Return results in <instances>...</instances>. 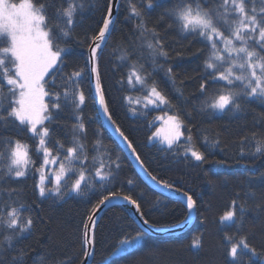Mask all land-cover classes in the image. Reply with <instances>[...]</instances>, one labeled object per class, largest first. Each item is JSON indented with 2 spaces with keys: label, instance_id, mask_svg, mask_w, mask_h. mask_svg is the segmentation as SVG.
I'll list each match as a JSON object with an SVG mask.
<instances>
[{
  "label": "trees",
  "instance_id": "1",
  "mask_svg": "<svg viewBox=\"0 0 264 264\" xmlns=\"http://www.w3.org/2000/svg\"><path fill=\"white\" fill-rule=\"evenodd\" d=\"M35 2L45 5L50 27L61 35L59 29L65 27L66 17L62 18L60 13L69 0ZM196 2L205 9H219L223 13L219 7L223 0H152L151 8L147 7L149 0H120L112 31L97 54L112 120L132 143L148 173L172 185L173 190L193 197L195 219L184 232L155 235L142 226L132 210L112 206L96 225L90 264H264V155H253V134L257 138L264 136V99L240 95V108L230 106L221 114L207 107L210 98L224 90V82L214 79L205 65L209 42L184 32L169 15L171 9L184 3H192L195 8ZM76 3L82 7H77L73 23L67 26L69 35L61 42V47L67 49L62 70L56 74L55 85L50 81L49 86L51 91L61 94L65 89L70 95L83 91L86 101L76 109L62 96L61 108L51 110L52 119L45 124L49 128L47 146L53 157L60 156L59 164L67 166L63 157L68 147L84 145L86 159L72 162V171H67L61 180V190L68 191L73 182L68 177L78 178L81 168L85 169L87 179L79 194L72 192L58 198L47 192L41 197L39 177L44 155L38 151V137L18 126V122H0V148L8 139L20 140L29 146L31 160L25 175L16 178L7 174L9 161L0 159V213L6 218V213L16 208L22 221H33L24 232L0 223V264H82L83 224L109 192L136 200L144 219L155 227H176L190 214L186 204L145 182L101 115H97L100 111L91 80L90 48L112 0ZM133 5L140 15L132 14ZM245 7L250 15L264 19V0H245ZM236 19L235 12L223 15L221 26H234ZM157 39L167 55L154 54L148 47L149 43L155 45ZM249 45L264 55V48L255 41H249ZM134 67L146 84L135 80L128 83ZM81 70L78 88L67 83L73 71ZM153 86L169 101L166 106L155 107L146 102L145 96ZM46 102L50 103V98ZM7 107L5 101V114ZM161 114L179 115L183 124L184 138L172 148L151 143ZM81 121L83 131L77 127ZM190 149L201 152L205 159L197 161ZM101 160L106 165L103 171H111L105 181L95 175ZM45 188L55 190V180L50 178ZM229 211L235 212L233 221H222ZM138 232L144 236L137 247L110 258L122 240ZM241 239L256 250L257 258L241 247L237 260L230 257L232 243L239 244ZM196 240L199 245L194 247Z\"/></svg>",
  "mask_w": 264,
  "mask_h": 264
},
{
  "label": "snow or ice",
  "instance_id": "2",
  "mask_svg": "<svg viewBox=\"0 0 264 264\" xmlns=\"http://www.w3.org/2000/svg\"><path fill=\"white\" fill-rule=\"evenodd\" d=\"M153 6L152 0H149L147 7ZM78 5L76 0H69L67 8H63L60 15L64 20V28L59 29L61 35L50 27L49 18L45 11V5L37 4L35 0H0V122L5 125L10 122H18V126L30 132L33 136L38 137V151H42L44 155V165L55 164L60 156L52 157V151L47 146L46 137L49 136V128L45 121L52 119L51 110H59L61 108V99L70 102L74 108L79 109L85 104L86 97L83 91H73L71 95L65 89L63 93L51 91L49 82L54 86L56 83V74L61 71V65L64 62V55L67 51L65 47H61L63 37L69 35L70 29L68 25L73 23V16ZM223 9V13L217 10L205 9L196 2L195 8L192 3H184L169 11V15L175 18V22L179 23L182 30L186 33H193L205 38L210 45V52L205 61L206 68L211 70L210 75L214 79L224 82V90L213 95L207 102V107L214 110L224 111L230 106L236 109L240 108L237 98L243 95L248 98L264 99V55H260L255 48L249 47V41H255L261 48H264V19H258L257 15L249 14L246 11L245 0H223L219 6ZM255 10L253 9V12ZM264 12V9L261 10ZM235 12L238 19L234 21V26L227 29L221 26L220 20L223 15ZM112 9L109 6L108 15L103 21V26L99 30V34L93 37L94 46L91 48L90 63L92 64L91 72L95 74V92L98 97V103L102 109L103 115L115 125L109 108L105 100L104 91L101 84V77L97 63V49L101 47V43L105 40L110 25L113 23ZM132 14L140 15L135 5L132 6ZM217 41L223 45L221 48ZM236 42H239L237 45ZM148 47L152 49L154 54L167 55L157 39L155 45L149 43ZM226 54V55H225ZM238 69V71H234ZM169 71H171L169 69ZM83 75L81 71H73L68 77L67 83L73 84L78 88L80 79ZM144 85L146 79L142 77L135 67L131 75L128 77V83ZM5 88L7 89L5 91ZM240 89L239 92L236 89ZM204 85H201V91H204ZM46 97L50 98V103L46 102ZM154 97V99H153ZM148 104H168L167 98L162 95L155 86L151 87L148 95L145 96ZM5 101L8 102L7 112L5 114ZM139 103V101H137ZM158 106V105H157ZM98 116L100 113L97 114ZM80 120V117H77ZM168 122L171 127L168 130H158L154 136L167 144L168 148L180 140L182 136V121L179 115H170ZM78 129L83 131L84 124L81 121L77 125ZM115 131L124 139L127 147L132 149L137 161L140 156L136 154L135 148L128 138L120 130L115 127ZM256 142L255 154L264 155V136L259 138L253 134ZM191 140V137L188 138ZM64 146L61 145V148ZM29 146L20 140L8 139L0 148V159L7 160L8 175L14 174L16 178L23 177L28 164L31 162ZM83 144L68 147L66 155L63 159L68 162L67 166L61 162L59 164L60 174L56 177L55 190L40 187L39 194L41 197L50 192L58 198H63L72 192L77 194L82 192V184L86 181L85 169L81 168L78 178L68 177L72 180L68 191H62L61 179L67 171H72V162L74 160L86 159L83 157ZM191 155L197 161L205 159L201 152L194 149ZM118 166V165H117ZM106 167L101 160L99 167L95 170V175L101 180L108 179L111 171L104 172ZM143 168V162L141 161ZM147 172V169H144ZM148 175L158 185L165 189H172V185L164 183L153 176L150 172ZM179 191V189H176ZM115 192H109L100 201L92 213L88 215V222L83 224L82 231V248L85 259L88 257V248L94 247V216L99 210L100 205L110 202L115 196ZM188 209L191 211L196 207V201L187 192L184 193ZM124 200L135 205L137 212L140 211V205L130 196H124ZM243 213V208H241ZM235 212L229 211L221 218L222 221H233ZM143 219L145 225L149 224L147 219ZM19 222V223H18ZM0 223L6 224L9 229L19 228L20 232H24L26 228L33 223L31 219L22 221L16 208H12L5 215L0 213ZM144 233L138 232L132 239L125 238L121 241V245L131 247L135 241L143 238ZM7 239H11L8 237ZM199 240L193 241V246H198ZM242 245L244 249L251 252L252 256H256V250L250 248L249 244L241 239L239 244L232 243L229 255L233 260L238 259V247ZM117 251H120L118 248Z\"/></svg>",
  "mask_w": 264,
  "mask_h": 264
},
{
  "label": "water",
  "instance_id": "3",
  "mask_svg": "<svg viewBox=\"0 0 264 264\" xmlns=\"http://www.w3.org/2000/svg\"><path fill=\"white\" fill-rule=\"evenodd\" d=\"M119 3H120V0H112L111 9H112V13L113 14H112L111 19H112L113 23L110 25L109 31L106 34L105 40L102 43H105L106 42V40L108 39V37H109V35H110L111 31H112V28H113V25H114V22H115L117 13H118V9H119ZM93 46H94V43L92 44L91 48ZM91 48H90V56H91ZM98 50L99 49H97V54H98ZM89 67H90V73H91V80H92V84H93V89H94V93H95V96H96V92H95V74L91 72L92 64L90 63V60H89ZM96 100H97V104H98V107H99L100 115L102 117V120H103L105 126L110 131V133L114 136V138L119 143V145L122 147V149L126 152V154L130 157V159L134 163L136 169L138 170V172L142 176V178L145 180V182L148 185H150L151 187H153V188H155V189L163 192L164 194L169 195V196H171V197H173V198H175L177 200H180L181 202H183L184 204L187 205V203H186V197L184 196V193H182L180 191L173 190V189H165L163 186L158 185L157 183H155L151 179V177L148 175V171L145 172V170H144L145 167H143V168L141 167V160L140 161H137V159L135 158V155L132 152V149H130V148L127 147V144L124 141V139L119 135V133H117L115 131V127H117V126L116 125H113V123L110 122L103 115L102 109L100 108V105L98 103V97L97 96H96ZM123 197L124 196H114L111 199L110 202H107L106 204L99 206V210L96 212V215L94 216L95 226H94L93 231H95L96 225H97L98 221L100 220L101 216L103 215V213L108 208H110L112 206H115V205H121V206H123V207H125L127 209L132 210L135 213L138 221L142 224V226L148 232L153 233L155 235H165V234H168V233H181V232H184V231H186L192 225V223H193V221L195 219L196 207L194 209H192L191 211L189 210L190 214H189L188 219L184 223H182V224H180V225H178L176 227H172V228H160V227L152 226L151 224L145 225L143 223V219H141V216H143L142 215V212H141V209H140L139 212H137L135 205H132V204L128 203L126 200L123 199ZM88 253H89L88 257L86 259L84 258V261H83L82 264H90V261H91V259L93 257V254H94V247L90 246L88 248Z\"/></svg>",
  "mask_w": 264,
  "mask_h": 264
},
{
  "label": "rangeland",
  "instance_id": "4",
  "mask_svg": "<svg viewBox=\"0 0 264 264\" xmlns=\"http://www.w3.org/2000/svg\"><path fill=\"white\" fill-rule=\"evenodd\" d=\"M237 43V45H239V42H236ZM250 46V45H249ZM222 47H223V45H222ZM221 47V48H222ZM251 49V48H250ZM257 52H258V50H257ZM226 55V54H225ZM238 69H234V71H237ZM47 98V97H46ZM153 99H154V97H153ZM147 102V101H146ZM151 106H155V107H164V106H166L167 104H159V102L157 101V103L156 104H150ZM158 105V106H157ZM217 114H221L223 111H219V110H214ZM170 116V114H161V115H159L158 117H157V120H156V122L158 123V128H157V130L155 131V133L158 131V130H161V129H164V130H168L170 127H171V125L169 124V122H168V117ZM181 132H182V136H181V138H180V140H182L183 138H184V134H183V124H182V127H181ZM179 140V141H180ZM46 141H47V137H46ZM179 141H177V142H179ZM153 142H159V143H161L162 145H164V146H167V144L166 143H164L163 142V140H162V136L161 137H159V138H157V137H155L154 136V134H153V136H152V138H151V143H153ZM176 142V143H177ZM191 150L192 149H190L189 150V152H190V154H191ZM53 157V156H52ZM60 174V172H59V162H58V160H57V162L55 163V164H48V165H43V167H42V169H41V172H40V177H39V189H40V187H45V183L47 182V181H49V179L50 178H53L54 180H55V182H56V177H57V175H59ZM66 174H67V172H66ZM66 174H64L63 176H62V179L61 180H63L64 179V177L66 176ZM75 193V192H74ZM46 194H47V192H46ZM134 237V236H133ZM133 237H131V238H127V239H132ZM143 239V238H142ZM142 239L141 240H139V241H135L134 243H133V245L131 246V247H125V246H122L121 244L118 246V248L120 249V251H117V249L114 251V253L111 255V257L110 258H112V257H115V256H119V255H122V254H124V253H127L128 251H130V250H132L133 248H135V247H137L139 244H140V242L142 241ZM239 247H241V248H243V246L242 245H240ZM239 247H238V251L240 250L239 249ZM244 249V248H243ZM244 250H246V249H244ZM248 251V250H247ZM256 258L258 257V255H256L255 256ZM262 262L264 263V258H262Z\"/></svg>",
  "mask_w": 264,
  "mask_h": 264
}]
</instances>
